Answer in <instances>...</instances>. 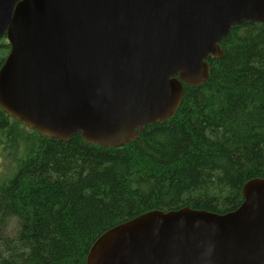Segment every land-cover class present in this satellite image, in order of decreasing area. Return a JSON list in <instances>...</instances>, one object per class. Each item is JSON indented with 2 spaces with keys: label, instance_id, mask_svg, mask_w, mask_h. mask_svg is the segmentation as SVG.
Instances as JSON below:
<instances>
[{
  "label": "water",
  "instance_id": "95a60500",
  "mask_svg": "<svg viewBox=\"0 0 264 264\" xmlns=\"http://www.w3.org/2000/svg\"><path fill=\"white\" fill-rule=\"evenodd\" d=\"M264 0H0V110L41 136L117 148L172 117L185 87ZM218 214L149 211L103 232L84 264H264V178Z\"/></svg>",
  "mask_w": 264,
  "mask_h": 264
},
{
  "label": "trees",
  "instance_id": "16d2710c",
  "mask_svg": "<svg viewBox=\"0 0 264 264\" xmlns=\"http://www.w3.org/2000/svg\"><path fill=\"white\" fill-rule=\"evenodd\" d=\"M220 47L206 82L124 147L49 139L0 110V141L20 147L0 181V232L18 225L0 236V264H84L103 232L145 212L235 210L264 178V25L243 22ZM8 52L3 36L0 66Z\"/></svg>",
  "mask_w": 264,
  "mask_h": 264
},
{
  "label": "rangeland",
  "instance_id": "374dc122",
  "mask_svg": "<svg viewBox=\"0 0 264 264\" xmlns=\"http://www.w3.org/2000/svg\"><path fill=\"white\" fill-rule=\"evenodd\" d=\"M19 146L12 148L5 147L0 141V181L11 176L13 170L14 159L19 155ZM18 225L15 218L8 219L4 229L0 232V236L13 237L17 233Z\"/></svg>",
  "mask_w": 264,
  "mask_h": 264
},
{
  "label": "flooded vegetation",
  "instance_id": "af4514ba",
  "mask_svg": "<svg viewBox=\"0 0 264 264\" xmlns=\"http://www.w3.org/2000/svg\"><path fill=\"white\" fill-rule=\"evenodd\" d=\"M6 57V56H5Z\"/></svg>",
  "mask_w": 264,
  "mask_h": 264
}]
</instances>
